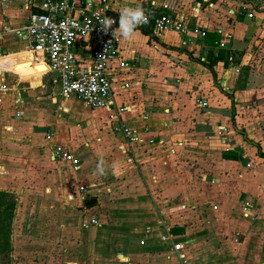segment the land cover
Instances as JSON below:
<instances>
[{"label":"crops","instance_id":"crops-1","mask_svg":"<svg viewBox=\"0 0 264 264\" xmlns=\"http://www.w3.org/2000/svg\"><path fill=\"white\" fill-rule=\"evenodd\" d=\"M84 1L95 6L100 0ZM26 2L0 0V58L28 52L22 26L28 13L37 10L35 5L39 0H33L29 6ZM106 4L118 17L115 27L120 9L140 5L147 16L174 15L202 30L204 35L198 41L208 49L200 57L204 62L217 49L225 50L228 57L225 62L217 61L211 74L188 56L175 34L153 35L138 27L131 40L117 38L120 55L133 61L126 69L115 64L109 69L118 78L112 86L114 103L127 107L120 114L111 108H89L75 98L58 97L53 76L45 71L21 79L0 69V190L17 195L13 225L19 226L17 232L25 245L13 247L20 253V263L42 264L38 260L43 257V250L57 245V249L60 246L66 250L57 255L58 263L180 264L177 255L158 239V234L170 227L183 229L182 224L170 227L164 224V227L157 220L159 210L156 213L151 208L133 209L121 204L119 212L106 202L167 197L168 192L161 187V176L171 177L178 169L191 168L186 161L188 153L215 147L218 155L209 152V160H195L199 169L208 170L198 184L206 183L214 189L210 191L211 205L206 211L220 216L234 215L233 220H240L246 227L241 245L232 244L236 251H231L232 258L226 261L264 264V226L260 225L264 219V159L257 154L255 146L264 153V118L255 119L252 114L255 101L250 92L258 83L254 82L256 72L249 60L252 41L264 32V0H106ZM92 47L91 37L78 39L73 52L87 65ZM47 74L49 78L44 77ZM122 82L127 87L122 88ZM52 87L56 92H50ZM188 90L194 94L207 91L212 97L207 98L204 93L201 99L207 105L198 107L195 98L187 97ZM240 104L247 114L244 130L236 128L240 115L232 114ZM194 106L203 112L193 113ZM15 111L19 116H15ZM104 123L109 125V133H102ZM118 123L132 129L137 140L115 131L113 128ZM220 126H231L236 136L232 142H221L224 154L217 150L219 146L211 147L215 144L212 141L215 130ZM48 132L50 138L46 137ZM52 144L64 146L78 159L77 171L52 156ZM101 157L106 162L114 158L120 162L123 171L115 175L118 177L115 188L99 179L96 166ZM192 167L198 168L193 162ZM110 175L113 174L109 169L105 176ZM77 182L86 187L82 208L76 195ZM223 182L231 190L229 195L224 194L226 197L215 193L214 187ZM178 189L184 192L181 186ZM200 195L203 199L209 192L201 190ZM91 197L96 203L84 206ZM226 203L227 208H222ZM241 214H253L258 225L253 226L251 217ZM230 226L223 224L220 230L229 232ZM210 232L208 229L205 234ZM174 236L181 241L188 260L190 250L183 239L187 238L185 229ZM74 237L79 238V243L71 241ZM140 240L144 242L140 244ZM88 245L92 247V255L86 261L81 260V251L87 250ZM32 251L37 256L30 258Z\"/></svg>","mask_w":264,"mask_h":264},{"label":"built area","instance_id":"built-area-1","mask_svg":"<svg viewBox=\"0 0 264 264\" xmlns=\"http://www.w3.org/2000/svg\"><path fill=\"white\" fill-rule=\"evenodd\" d=\"M26 1V6L33 4V0ZM35 6L37 10L28 13L22 26V33L34 61L43 63L47 73H56L53 79L57 86V96L75 98L89 108H111L117 114L125 112L127 109L125 105L114 103L112 86L118 78L109 69L112 64L119 69H126L133 61L127 60L119 53L117 38L112 35V30L116 28L115 24L108 32L102 29L101 21L107 17L106 0H100L95 6L84 0H39ZM147 17V22L141 26L151 34L166 32L175 34L179 38V45L189 50L195 57L200 58L204 53H208V49L198 41L204 32L196 25L192 27L187 21L174 15ZM86 37L93 40L91 58L87 65L73 52L76 40ZM121 84L122 88L127 87L126 82ZM194 102L198 107L207 105L201 98H195ZM15 116H19L18 111H15ZM113 129L130 140H137L134 131L123 123L116 124ZM226 131L225 126L217 127L215 136L221 138ZM50 136L48 132L46 137ZM51 152L56 160L69 163L74 172L78 170V159L64 146L52 144ZM85 188L82 184L77 186L78 200L81 203L86 198ZM90 222L95 223L94 220ZM145 232L148 233V230ZM158 239L177 255L180 264H186L182 243L176 236L168 229H162ZM143 242L144 240L139 241L140 244Z\"/></svg>","mask_w":264,"mask_h":264},{"label":"rangeland","instance_id":"rangeland-1","mask_svg":"<svg viewBox=\"0 0 264 264\" xmlns=\"http://www.w3.org/2000/svg\"><path fill=\"white\" fill-rule=\"evenodd\" d=\"M250 56L251 57L249 58V60H251V62L253 64V70L256 72L254 82L258 83V85L255 83V85H257V86L253 87L251 89V92H250L251 99L255 101V104L252 106L253 107L252 114L254 115L255 119L264 118V101H263L264 100V32H263L262 37H258V40H256L255 42L252 41L251 47H250ZM44 77L49 78V75L47 74ZM237 79H239V76L235 78V80H237ZM195 88H197V87H195ZM210 89L212 90V88H210ZM193 90H195V89H193ZM188 91L186 93L188 94L187 97L190 99H193L196 97L201 98V96H205L204 93L206 94L207 98L212 97L211 94H209V92H207V91L202 92V93H198V94H196V93L194 94L190 90H188ZM50 92H56L55 87L50 88ZM191 102H193V101L191 100ZM235 108L236 107H234L232 114L233 115L234 114L240 115V119H238L237 122L235 123L236 128H238L240 130H244V126L246 125L245 122H247L244 120V118H246V115H247L244 112L245 107H243V105L240 104V107H238V109H235ZM200 112H203V110H199L198 107L194 106L193 113H200ZM230 114H231V112H230ZM228 130L229 131L231 130L230 135L227 134ZM232 130H233L232 127L229 126L227 128L226 134L223 137L220 138V137L215 136V140L214 139L212 140L213 142H215V144H213V145L208 144V145H211V147L212 146H219V147H216V148H218L217 150L221 153L223 152L222 154H224V151H222V149H221L222 147H220L221 146L220 144L223 140L225 141V143L234 141L233 137L235 135H234V131H232ZM101 131H102V133H109L110 132L109 125L105 124V126H101ZM232 132H233V135H232ZM211 134H212V132H211ZM226 138H228V140ZM230 138H231V140H230ZM251 139L254 140V137H252ZM204 145H206V144L204 143ZM200 151H201L200 153H196L197 150H195L192 154H190V153L187 154L188 157L186 158V161L188 162V165L189 164L191 165V168L185 167L184 169H178L177 173H175V174L172 173L171 177L161 176V175L165 174V172L160 174V176H161L160 179L163 180V181H161V183L163 184V186H161V187L166 189L165 192H168L167 197L166 196L162 197V196L158 195V197L156 198L157 199L156 202H155L156 199L155 200H145V201H142L139 199H137L135 201H131V200L113 201V199H112V201H108L106 203L107 204L111 203L112 205H114L115 209H119V212L121 209V207H120L121 204L127 205L128 208H133V209H136V208L149 209V208H151L153 210V212L155 211L157 213L160 211V213H159L160 216H158V217L156 216V217H157V220H161L160 224H161V226H164V227H166V226L170 227L172 225L182 224V227H183V229H185L186 235H187V238H183V239H184L186 247L188 248V250H190L189 251L190 254H188V257H187L188 260H186V264H228V262L226 260L227 259L229 260L232 258V255H230L231 251H236L235 249H233L234 247L232 246V244L236 245V246L241 245L242 242H240V241L243 238L242 231H244V228H246V227L242 226L240 220L235 222V220H233L235 218L234 215L220 216L219 214L216 215L217 213H215V214L211 213L210 214L209 212L206 211V207H208V205H211L210 204V201H211L210 191L214 192V189L211 188V186H208L206 183H203L202 185L198 184V182L200 181L199 179L203 178L204 174H207L208 170L206 168L205 169L204 168L199 169V165L195 160H200V159L202 160L203 158L209 160V158H210V157H208L209 152H212L214 155L216 149H215V147H213L212 149H205L204 147H202ZM216 155H218V153ZM220 156H221V154H220ZM220 158L218 161H220ZM113 161H116V159L114 158L113 160H111L109 162L107 161L106 163L111 164V162H113ZM191 161L194 163L195 166L198 167L197 169H194V167H192ZM65 168L66 167H64V169ZM170 171H172V170H170ZM223 174L226 175L225 170H224ZM117 178L115 175H110V176L104 175L101 177L99 176V179L102 180L103 182L108 183V184L111 183L112 188L116 187V185H114V182L116 181ZM210 181L212 182L213 180H210ZM208 182H209V179H208ZM77 183H78V185L81 184L79 182H77ZM209 184H210V182H209ZM183 185H184V188L182 187ZM180 186L184 192L180 191L181 189H178ZM162 188H160V189L162 190ZM214 188H217L215 190L216 194L224 195L226 193V195H227L228 193L230 194V192H231L230 187H229V185L227 186L226 182H223V184L221 186L219 184V185H217V187H214ZM113 190H116V189H113ZM201 190L203 192L208 191L209 195L206 198L203 197V199H202L201 195H200ZM179 191L182 193H180ZM177 193H179V194H177ZM74 194H75V191H74ZM76 195L78 196V194H76ZM226 195H224V197H226ZM14 196H15V200L17 203L18 202L17 195L14 194ZM150 205H151V207H150ZM80 207L81 208L83 207V203H81V202H80ZM223 207H224V209L227 208V203L222 205V208ZM157 210H159V211H157ZM199 210H201V211H199ZM144 214H146V213H144ZM246 216L251 217V222H252L251 224L253 226L258 225V221L255 218V216H253V214H251V215L248 214ZM246 216L242 215L241 217H246ZM131 218H132V216H131ZM253 218H255V219L252 220ZM229 220H230V222H228ZM223 224H226L229 226H230V224L232 225V226H230L229 232H222L220 230V228ZM246 224H249V223H245L244 225H246ZM260 225L264 226V219H261ZM30 226H32V224ZM247 227H248V229H250L251 226H247ZM208 229H210L211 232L205 234L206 230H208ZM17 230H19V226H17V223H14V225H13V221H12V231H11L12 232V234H11L12 250L10 252V263L9 264H21L20 259H19L20 253L17 250L15 251L13 245L18 247V246H24L25 244L20 241L19 234H18ZM244 234L246 235L248 233L245 232ZM29 235L31 238V232H29ZM250 235L253 236L252 234H250ZM74 238H71V241H73V242L75 241L74 244L79 243L78 242L79 238L78 237H77V239H76V237H74ZM252 238L253 237H250L251 240H252ZM237 240L239 241V244H238ZM29 241H31V239ZM33 245L34 244H32L31 246H33ZM55 245H56V243H55ZM89 247H90V245H88L87 250L85 249L84 252L81 251V260L84 259L86 261L87 256L92 255V250H91L92 247L91 248H89ZM57 248H58V246L56 245L51 250H49V248L44 249L43 251L45 253L44 254L42 253L43 257H41V259L38 260V262H43L42 264H51V261H52V262H54V264H67V263H58L57 262V257H58L57 255L58 254L62 255L66 251L64 249V247L59 246V249H57ZM189 248H191V249H189ZM89 250H91V251H89ZM93 253H94V250H93ZM238 253H239L238 255H240L241 250H239ZM65 255H66V253H65ZM233 255L237 256V254L235 255V252L233 253ZM36 256H37V254L35 253V251H32V254H30V258H33ZM53 257H55L56 259ZM42 258H45V259H42ZM51 258H53V259H51Z\"/></svg>","mask_w":264,"mask_h":264},{"label":"trees","instance_id":"trees-1","mask_svg":"<svg viewBox=\"0 0 264 264\" xmlns=\"http://www.w3.org/2000/svg\"><path fill=\"white\" fill-rule=\"evenodd\" d=\"M139 27L142 28L141 25ZM142 32L147 34V32L144 30H142ZM184 51L188 54V56L191 59H194L202 66L206 67L211 72V74H212L213 65L219 60L225 62L228 57V54L225 50L217 49L214 53L210 54L208 61L204 62L198 57L194 58L189 50H184ZM238 135L241 136V134ZM243 139L247 140L245 136L243 137ZM255 146L257 147V154L264 159V153L258 150V145ZM228 154L231 155L232 152H228ZM15 208H16V200L14 193L6 190H0V264L10 263V252L12 250L11 231H12V221L14 218ZM168 230L173 235H178L183 232V229L181 227H170L168 228Z\"/></svg>","mask_w":264,"mask_h":264},{"label":"clouds","instance_id":"clouds-1","mask_svg":"<svg viewBox=\"0 0 264 264\" xmlns=\"http://www.w3.org/2000/svg\"><path fill=\"white\" fill-rule=\"evenodd\" d=\"M147 15L142 6L137 5L135 7H123L119 11V23L118 27L112 30V35L115 38H123L125 40H131L136 29L147 22ZM116 23L115 20L105 17L101 21L102 29L104 32H108L112 28V25ZM109 169L112 171L113 175H119L122 173L120 162L113 161L111 164H107L106 161L101 157L96 166V171L99 176H104L107 174Z\"/></svg>","mask_w":264,"mask_h":264},{"label":"water","instance_id":"water-1","mask_svg":"<svg viewBox=\"0 0 264 264\" xmlns=\"http://www.w3.org/2000/svg\"><path fill=\"white\" fill-rule=\"evenodd\" d=\"M105 13L107 17L116 21V23L114 24H117L118 17L115 13H113L112 11L108 9L105 11ZM34 63L35 61L33 58V54L28 51L26 53H23L17 56L15 55V56H8V57L0 58V69L9 71L17 75L30 74L32 72H36ZM45 72H47V70ZM55 75H56L55 72L51 73V76L54 77ZM95 202H96L95 198L91 197L84 202V206L87 207V206L93 205Z\"/></svg>","mask_w":264,"mask_h":264},{"label":"bare ground","instance_id":"bare-ground-1","mask_svg":"<svg viewBox=\"0 0 264 264\" xmlns=\"http://www.w3.org/2000/svg\"><path fill=\"white\" fill-rule=\"evenodd\" d=\"M35 64V69H36V72H32L30 74H19L18 76L23 79V78H27V77H30V76H37V75H40V73H43L44 71L47 70L46 66L39 62L38 64L34 63Z\"/></svg>","mask_w":264,"mask_h":264}]
</instances>
